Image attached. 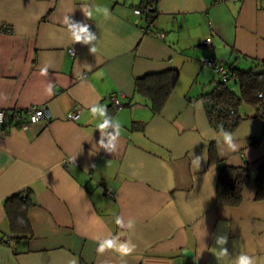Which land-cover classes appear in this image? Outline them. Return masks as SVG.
<instances>
[{
  "label": "crops",
  "instance_id": "crops-1",
  "mask_svg": "<svg viewBox=\"0 0 264 264\" xmlns=\"http://www.w3.org/2000/svg\"><path fill=\"white\" fill-rule=\"evenodd\" d=\"M142 1L0 0V28H12L0 30V108L45 105L52 115L27 128L10 119L0 130V264H232L241 252L264 264V200L254 184L264 163V98L259 110L240 103L245 118L228 131L239 145L231 151L212 138L220 130L200 97L221 78L204 56L264 70V0H156L151 22L135 13ZM92 4L107 7L110 18L87 19L82 8ZM65 16L90 26L96 53L72 42ZM169 69L178 78L156 113L135 80ZM228 86L239 93L234 80ZM110 92L121 95L120 109L106 99ZM97 100L122 124L114 154L95 145L98 121L86 105ZM77 106L78 118L68 120ZM202 155L197 167L193 158ZM243 166L250 180L240 203L218 202L220 170ZM25 189L33 204L19 227L4 200ZM115 215L134 217V230L120 229ZM118 232L131 236L135 252L98 254L97 237ZM222 235L228 255L217 258Z\"/></svg>",
  "mask_w": 264,
  "mask_h": 264
},
{
  "label": "trees",
  "instance_id": "trees-1",
  "mask_svg": "<svg viewBox=\"0 0 264 264\" xmlns=\"http://www.w3.org/2000/svg\"><path fill=\"white\" fill-rule=\"evenodd\" d=\"M155 1L143 0L138 6L152 5V11H155V14L150 16L148 22L153 21L156 16ZM227 73L225 79L220 78L216 81L212 90L200 94L210 123L220 131L233 130L240 119L245 118L238 113V107L242 101L252 104L256 110H259L262 107V98H264V70L256 71L252 68L243 70L232 64L227 67ZM177 78L178 71L176 69L146 74L135 80V89L136 92L150 100L152 111L157 113L161 111L172 92ZM230 80L238 83V94L228 86ZM249 180L250 173L247 166L236 169L224 167L220 170L218 177L216 200L227 205L239 204L242 199V190ZM254 184L256 199L264 200V163L258 168ZM32 204L29 189L22 190L4 200V208L7 215L11 216L13 225L19 224V227L22 225V221L26 219V211ZM18 228H13V231L21 235L22 230Z\"/></svg>",
  "mask_w": 264,
  "mask_h": 264
},
{
  "label": "clouds",
  "instance_id": "clouds-1",
  "mask_svg": "<svg viewBox=\"0 0 264 264\" xmlns=\"http://www.w3.org/2000/svg\"><path fill=\"white\" fill-rule=\"evenodd\" d=\"M82 11L87 19H92L94 15H101L107 19L110 18L111 15L107 7L97 4L86 5L82 8ZM63 23L67 26V31L73 43L90 45V52H97V47L94 43L97 40V36L90 30V26L87 23L74 21L70 19L69 16L64 17ZM91 67V65H88L89 71H91ZM40 71L42 75H46L48 71L47 66L41 68ZM46 93L50 96L54 94V85L51 82L46 86ZM86 107L90 112L91 117L98 121L95 125L96 130H98L100 134L99 141L95 144L97 146V151L103 149L107 153H116L122 133L121 122L110 116L107 106L101 104L99 100L90 105H86ZM2 115L3 114L0 113V121H2ZM39 115L40 114L37 113L36 116L32 117L33 124L38 123ZM212 138L222 141V143L231 151H236L239 147L236 143V137L232 132L221 130L219 136H213ZM203 158V155L194 157L192 162L199 167ZM113 222L120 229L127 230L128 232H132L136 224L134 217H129L127 218V221H125L123 215H115ZM122 236H124V233L118 232L114 235L109 234L104 238L97 237L96 252L98 254H104L105 252L110 251L120 258L131 256L135 252L137 245L133 242L130 235L127 238H122ZM227 243V235H222L216 238V244L220 246L219 249L214 248L217 258L228 255V250L224 247ZM72 264H76V262L72 261ZM232 264H257V259L254 256L241 252L234 258Z\"/></svg>",
  "mask_w": 264,
  "mask_h": 264
},
{
  "label": "built area",
  "instance_id": "built-area-1",
  "mask_svg": "<svg viewBox=\"0 0 264 264\" xmlns=\"http://www.w3.org/2000/svg\"><path fill=\"white\" fill-rule=\"evenodd\" d=\"M155 11H152V5L151 4H144L140 7H137L135 9V13L137 14H143L146 16L147 21L150 19V16L155 14ZM149 16V17H147ZM0 30L5 33H9L12 31V28L8 26L7 24H2ZM156 35L160 38L163 37V33L158 32ZM210 43V38L204 39V44H209ZM202 64L207 67L213 69L217 74L220 75L221 78L225 79L228 75L227 73V68L223 65L222 61L217 60L214 57L211 56H204L202 58ZM261 96V94H259ZM121 95L116 92H110L109 94L106 95V99L114 105L116 108L120 109L122 107L121 103ZM81 112V107L77 106L74 107L72 110H70L66 114V118L68 120H76ZM0 113H2V121H0V130H1V125L5 126V123L9 121L10 119H16L17 123L19 126L22 128H27L28 123L32 122V117L36 116L37 113H39V118L38 121L40 120H45L48 121L51 119L52 115L49 111V109L45 105H33L30 106L26 109H14L12 112H9L6 108H0ZM104 194L106 196L113 198L114 194L112 193L111 190L109 189H103ZM87 264V263H83Z\"/></svg>",
  "mask_w": 264,
  "mask_h": 264
},
{
  "label": "rangeland",
  "instance_id": "rangeland-1",
  "mask_svg": "<svg viewBox=\"0 0 264 264\" xmlns=\"http://www.w3.org/2000/svg\"><path fill=\"white\" fill-rule=\"evenodd\" d=\"M210 72H211V71H210ZM212 73H213V72H212ZM219 76H220V75H218V74H217V75L215 76V77H216V79H219Z\"/></svg>",
  "mask_w": 264,
  "mask_h": 264
},
{
  "label": "water",
  "instance_id": "water-1",
  "mask_svg": "<svg viewBox=\"0 0 264 264\" xmlns=\"http://www.w3.org/2000/svg\"><path fill=\"white\" fill-rule=\"evenodd\" d=\"M4 128V126L3 125H1V129H3Z\"/></svg>",
  "mask_w": 264,
  "mask_h": 264
}]
</instances>
